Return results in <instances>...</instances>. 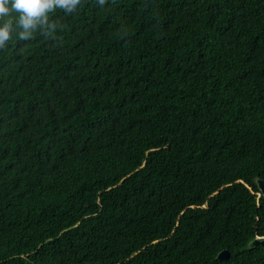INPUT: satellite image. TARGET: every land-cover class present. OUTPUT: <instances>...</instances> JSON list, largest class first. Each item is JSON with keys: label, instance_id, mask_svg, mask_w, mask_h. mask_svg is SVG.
<instances>
[{"label": "trees", "instance_id": "1", "mask_svg": "<svg viewBox=\"0 0 264 264\" xmlns=\"http://www.w3.org/2000/svg\"><path fill=\"white\" fill-rule=\"evenodd\" d=\"M48 15L0 49V264H264V0Z\"/></svg>", "mask_w": 264, "mask_h": 264}, {"label": "clouds", "instance_id": "2", "mask_svg": "<svg viewBox=\"0 0 264 264\" xmlns=\"http://www.w3.org/2000/svg\"><path fill=\"white\" fill-rule=\"evenodd\" d=\"M80 3L81 0H0V19L10 17L0 26V49L18 29L19 38L27 39L36 29L49 25L48 14L56 8L71 13ZM13 12L18 16L12 17ZM51 27L55 28V25Z\"/></svg>", "mask_w": 264, "mask_h": 264}, {"label": "water", "instance_id": "3", "mask_svg": "<svg viewBox=\"0 0 264 264\" xmlns=\"http://www.w3.org/2000/svg\"><path fill=\"white\" fill-rule=\"evenodd\" d=\"M257 185L261 191V193L264 195V180L263 179H257ZM250 247L255 246H262L264 247V237H256L249 243ZM231 256V252L229 249H224L218 254V259H227Z\"/></svg>", "mask_w": 264, "mask_h": 264}]
</instances>
